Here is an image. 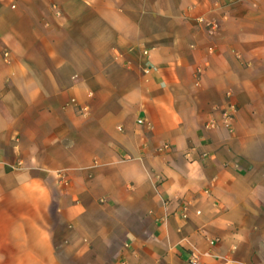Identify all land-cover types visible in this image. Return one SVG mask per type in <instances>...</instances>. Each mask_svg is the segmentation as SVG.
I'll list each match as a JSON object with an SVG mask.
<instances>
[{"label":"crops","instance_id":"0c3cea01","mask_svg":"<svg viewBox=\"0 0 264 264\" xmlns=\"http://www.w3.org/2000/svg\"><path fill=\"white\" fill-rule=\"evenodd\" d=\"M192 255L264 264V0H0V264Z\"/></svg>","mask_w":264,"mask_h":264},{"label":"built area","instance_id":"2783aa9c","mask_svg":"<svg viewBox=\"0 0 264 264\" xmlns=\"http://www.w3.org/2000/svg\"><path fill=\"white\" fill-rule=\"evenodd\" d=\"M146 54V53H144ZM143 123L142 120H137V124L138 125H141ZM195 260H196V256L195 255H192V260H191V263L194 264L195 263Z\"/></svg>","mask_w":264,"mask_h":264}]
</instances>
